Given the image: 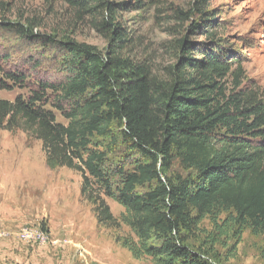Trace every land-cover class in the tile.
<instances>
[{"label": "trees", "instance_id": "obj_1", "mask_svg": "<svg viewBox=\"0 0 264 264\" xmlns=\"http://www.w3.org/2000/svg\"><path fill=\"white\" fill-rule=\"evenodd\" d=\"M64 2L112 45L124 42L114 4ZM190 12L204 15L198 3ZM33 31L32 24L0 22V34L57 47L64 77L36 81L28 96L0 98V132L30 134L40 141L48 166L79 173L80 196L92 204L97 225L127 228L115 242L134 260L213 264L207 245L234 239L245 228L264 241V91L243 82L240 61L220 41L204 48L181 38L167 78L158 79L114 50L103 56L90 45ZM208 34L206 29L203 35L213 39ZM26 82L0 65V90ZM48 102L65 125L57 123ZM119 140L120 163L112 164L107 156ZM175 164L187 173L168 178ZM105 199L124 212L114 217ZM205 219L213 231L193 246Z\"/></svg>", "mask_w": 264, "mask_h": 264}, {"label": "rangeland", "instance_id": "obj_2", "mask_svg": "<svg viewBox=\"0 0 264 264\" xmlns=\"http://www.w3.org/2000/svg\"><path fill=\"white\" fill-rule=\"evenodd\" d=\"M108 1L116 7L115 23L124 35V42L117 46L64 0H0V22L5 19L25 26L32 24L34 34L90 45L103 56H110L114 50L116 57L147 66L152 77L158 79L167 78L176 61V42L181 38L204 48L220 41L223 49L240 61L243 82L264 91V0ZM194 3L201 5L203 16L190 12ZM206 29L213 39L203 35ZM0 57L5 72L27 77L21 89L0 90L4 100L28 96L36 81L59 82L64 77L62 55L51 45L1 33ZM50 104L47 107L55 113L57 123L65 125L63 115ZM115 147L107 157L110 163L119 164L121 140ZM0 153L9 155L0 158V207L5 215L0 217V264H153L150 258L134 260L115 242L116 237L128 234L127 228L114 230L97 225L92 204L80 196V174L48 166L35 137L18 129L1 131ZM13 160L18 181L13 180L14 175L1 173ZM186 173L175 164L166 176ZM105 201L114 217L124 212L114 201ZM199 231L198 238L191 242L196 247L204 243L213 226L205 219ZM219 241L206 248L211 251L213 264H264V241L248 228L234 239Z\"/></svg>", "mask_w": 264, "mask_h": 264}, {"label": "crops", "instance_id": "obj_3", "mask_svg": "<svg viewBox=\"0 0 264 264\" xmlns=\"http://www.w3.org/2000/svg\"><path fill=\"white\" fill-rule=\"evenodd\" d=\"M7 156H9L8 154H5V153H0V158H6ZM14 162H12V163H9V165H8V167L10 168L8 171H7V169H8V167L3 171V172H1V173H5V175L7 176V173L9 174V175H14V179L13 180H16V181H18V169L16 168L17 167V165H16V163H15V160H13ZM7 171V172H6ZM5 176V177H6ZM43 176H45V175H43ZM40 177V176H39ZM46 177V176H45ZM4 181L6 182V179L4 178ZM2 185V180L0 181V186ZM61 202V201H60ZM1 208V207H0ZM0 217H5V215L3 214V210H2V208L0 209ZM0 219H2V218H0Z\"/></svg>", "mask_w": 264, "mask_h": 264}, {"label": "bare ground", "instance_id": "obj_4", "mask_svg": "<svg viewBox=\"0 0 264 264\" xmlns=\"http://www.w3.org/2000/svg\"><path fill=\"white\" fill-rule=\"evenodd\" d=\"M38 183V182H37ZM41 184V183H40ZM38 186V185H37ZM40 186V185H39ZM1 209V208H0Z\"/></svg>", "mask_w": 264, "mask_h": 264}]
</instances>
